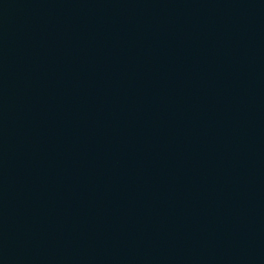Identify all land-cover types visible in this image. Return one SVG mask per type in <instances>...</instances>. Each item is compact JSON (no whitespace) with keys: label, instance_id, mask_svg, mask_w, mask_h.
Segmentation results:
<instances>
[{"label":"water","instance_id":"1","mask_svg":"<svg viewBox=\"0 0 264 264\" xmlns=\"http://www.w3.org/2000/svg\"><path fill=\"white\" fill-rule=\"evenodd\" d=\"M0 264H264V0H0Z\"/></svg>","mask_w":264,"mask_h":264}]
</instances>
